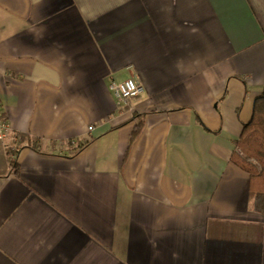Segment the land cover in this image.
<instances>
[{
  "label": "crops",
  "instance_id": "obj_1",
  "mask_svg": "<svg viewBox=\"0 0 264 264\" xmlns=\"http://www.w3.org/2000/svg\"><path fill=\"white\" fill-rule=\"evenodd\" d=\"M263 92L264 0H0V264H264Z\"/></svg>",
  "mask_w": 264,
  "mask_h": 264
},
{
  "label": "trees",
  "instance_id": "obj_2",
  "mask_svg": "<svg viewBox=\"0 0 264 264\" xmlns=\"http://www.w3.org/2000/svg\"><path fill=\"white\" fill-rule=\"evenodd\" d=\"M140 128L141 123L135 125L130 141L136 138ZM230 161L248 174L249 199L253 209L264 216V92L253 102L251 118L242 127Z\"/></svg>",
  "mask_w": 264,
  "mask_h": 264
},
{
  "label": "built area",
  "instance_id": "obj_3",
  "mask_svg": "<svg viewBox=\"0 0 264 264\" xmlns=\"http://www.w3.org/2000/svg\"><path fill=\"white\" fill-rule=\"evenodd\" d=\"M108 90L119 105H124L129 100L140 97L145 91L144 87L134 79H126L122 82H111L108 85ZM9 131L10 126L8 122L2 118V114L0 113V141L5 139Z\"/></svg>",
  "mask_w": 264,
  "mask_h": 264
}]
</instances>
